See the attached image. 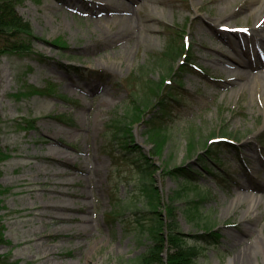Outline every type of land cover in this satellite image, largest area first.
Listing matches in <instances>:
<instances>
[{
    "label": "rangeland",
    "instance_id": "rangeland-1",
    "mask_svg": "<svg viewBox=\"0 0 264 264\" xmlns=\"http://www.w3.org/2000/svg\"><path fill=\"white\" fill-rule=\"evenodd\" d=\"M13 1L39 40H34L29 55L0 58V151L7 155L0 161V185L9 190L0 195V216L9 241L0 245V264H5L4 259L17 264H134L148 251L154 215L141 189L142 174L116 153L121 148L119 140L114 145V125L132 117L144 98L147 90L135 80L160 83L177 71L178 59L160 54L171 37L182 48L181 34L190 46L188 61L201 72L184 79L180 96L190 100L168 101L175 108L161 124L168 138L161 155L151 159L161 203L158 211L163 213L171 192L183 189L175 215L188 244L195 243L193 237L203 233L206 223L214 224L220 239L214 245L201 244L191 264H264V83L261 91L255 85L232 86L235 79L225 69L213 68L209 57L214 55L203 48L212 44L211 38L221 40V34L209 26L217 13L229 15L221 23L238 30L263 20L264 3ZM128 17L142 28L126 26ZM200 27L207 32L198 33ZM57 40L63 48L53 45ZM249 56L257 59L253 47ZM70 67L78 71L73 73ZM214 76L226 82L214 81ZM92 83L99 89L86 94L81 86ZM31 87L48 94L30 93ZM102 89L110 93L104 99L99 95ZM146 119L144 113L132 126V145L154 156L153 145L145 138ZM49 137L60 144L45 143ZM215 137L226 138L233 147L211 156L203 170L199 157H205ZM191 142L195 149L189 151ZM51 146L61 153L60 161L67 157L73 162L61 165L47 156ZM166 166L193 169L197 182L192 185L167 176ZM86 167L88 174L76 170ZM52 170L70 172L67 191L76 196L67 200L80 207L66 212L70 219L62 222L39 220L38 210L31 209L33 204L53 200L47 192H31L36 189L33 181L49 180ZM196 192L205 199L194 214L189 201ZM255 197L259 199L250 208ZM83 215L90 219L89 230H83ZM162 218L165 223L166 217ZM239 254L240 261L235 258Z\"/></svg>",
    "mask_w": 264,
    "mask_h": 264
},
{
    "label": "trees",
    "instance_id": "trees-1",
    "mask_svg": "<svg viewBox=\"0 0 264 264\" xmlns=\"http://www.w3.org/2000/svg\"><path fill=\"white\" fill-rule=\"evenodd\" d=\"M181 36V35H180ZM35 39L32 33L31 26L29 22L24 20L16 11V3L13 0H0V58L4 55H24L32 52L31 42ZM177 41V40H176ZM59 44V41H56ZM176 42L172 40L167 48L164 57L176 60L179 55L184 54L178 50L174 45ZM191 65L184 62L177 71L169 77V83H165V79L159 84L152 81H142L141 77L135 81H138L141 88L147 91L143 92L144 98L135 107L134 118L136 120H141L142 115L145 113L149 117L145 122L147 125L146 134L153 145V154L155 157L161 155L164 144L165 137L160 133V119L161 116L165 115L169 110L170 103L169 100L173 102H179L180 94L184 93L182 91V76L183 73L191 72ZM134 76V75H133ZM165 83V84H164ZM33 92L43 93L42 91L34 89ZM151 94V96H150ZM127 122L119 120L115 122L114 128L116 129L115 138L119 140L120 147L122 151H117L119 155H124V162H130L131 166L141 173L142 189L145 191L149 197L148 201L151 207L150 213L154 215L153 224L150 225V237L152 240V245L149 247L148 251L140 256L138 259L134 260V264H191L194 257L197 256L198 250L200 249V244H216L218 240V235L213 231L214 224L206 223L205 232L200 236L196 237L197 240L193 245H189L187 242V235L182 234L179 231L178 223L176 220V209L175 206L177 200L183 195L180 190H175L169 196V201L166 205V222L162 219V212L158 211L160 207V197L158 189L152 184V169L154 164L149 160V158L144 155L141 150H135L139 156H134L131 145L129 144V139H132L133 133L128 126ZM230 144L225 142H220L213 144L209 147V150L204 154L205 157H199L201 164H205L211 156L225 151L230 148ZM193 142L189 145V150H194ZM115 153V149L113 148ZM7 157L6 154L0 151V161ZM121 156V158H122ZM9 157V155H8ZM120 158V156H118ZM166 174L174 179L183 178L186 182L194 181L195 179L190 176L192 169H186L183 166H178L173 169L166 166ZM8 192L7 188L2 189L0 185V195L4 192ZM184 191V190H183ZM200 200L194 201L195 204H199ZM2 200L0 198V209L2 207ZM164 228L166 229V238L164 237ZM6 227L3 224V220L0 216V245L8 243L5 239ZM202 240V241H201ZM167 247L166 260H164L163 253ZM1 258V257H0ZM5 264H17L7 263L8 261L4 259ZM2 264V263H1Z\"/></svg>",
    "mask_w": 264,
    "mask_h": 264
},
{
    "label": "bare ground",
    "instance_id": "bare-ground-1",
    "mask_svg": "<svg viewBox=\"0 0 264 264\" xmlns=\"http://www.w3.org/2000/svg\"><path fill=\"white\" fill-rule=\"evenodd\" d=\"M255 3H264V0H254V4ZM249 8V10L251 11L255 10L254 7L251 8L250 6ZM229 17V15L226 16L219 13H217L213 17L212 21L209 23V26H211V29L215 33L221 34V40L217 38H211L212 44L209 47L203 46V48L213 53L214 56L209 57V60H211L215 64L213 68L220 69L221 71L222 69H225L224 72L228 76L230 75L229 77H233L235 79V82L230 83L232 86H242L244 84L250 86L255 85V90L261 91V83H264V17L261 22H255L252 26L240 28L238 30L233 29L232 27L228 26V24L221 23L223 20L228 19ZM125 20L127 23L126 26H130L132 27V29L142 28L140 24L135 23L129 17ZM106 21L108 22V20ZM202 31L207 32V30L202 27L197 30L198 33H201ZM224 45H226L227 50L224 49ZM250 47H253L257 50L256 60H253L249 56ZM260 68H262L263 70L258 71L259 73L253 72V70L255 71ZM211 79L214 81L226 82V80L217 76L211 77ZM81 87L86 92V94L88 92L95 93L99 89L98 85L94 83L84 84ZM109 94V90L106 89H102L99 93L100 97L103 99L105 95ZM44 141L49 145H53L55 143L60 144V142L53 137H49ZM46 155L55 158L61 165L66 164V160L73 162L70 158L67 157H65L66 160L60 161L61 153L53 146L48 149ZM76 170L77 172H80L81 170L83 171V173L85 172L87 174L89 172L88 167H86L85 169L76 168ZM96 170H98L97 166H95V171ZM52 173L53 174L49 180L33 181L36 185V189L31 192L33 194L47 192L53 197V200L45 202L40 206H34L33 204L31 209L38 210L37 217L39 220L43 221L44 218H53L59 222H62L70 219L66 216V212H71L74 210L79 211L80 207L76 206L74 202H70L67 200V198L69 197L74 198L76 196L74 192L67 191V187L72 184L70 180L66 179V177L70 176V172L68 170H52ZM56 177H60V179L54 180V178ZM81 196H84L85 198L86 194L83 193ZM254 199V204L250 208H253L256 205V201L259 199V197H255ZM82 204L83 206H85V203ZM80 220L83 224V230H89L88 228L91 227V223H89V217L83 215ZM235 258L240 261L241 255L239 254Z\"/></svg>",
    "mask_w": 264,
    "mask_h": 264
}]
</instances>
